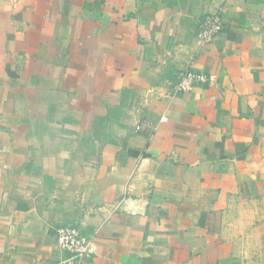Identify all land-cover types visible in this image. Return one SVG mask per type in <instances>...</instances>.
I'll return each mask as SVG.
<instances>
[{
  "label": "crops",
  "instance_id": "crops-1",
  "mask_svg": "<svg viewBox=\"0 0 264 264\" xmlns=\"http://www.w3.org/2000/svg\"><path fill=\"white\" fill-rule=\"evenodd\" d=\"M64 225L85 264H264V0H0V264Z\"/></svg>",
  "mask_w": 264,
  "mask_h": 264
},
{
  "label": "built area",
  "instance_id": "built-area-1",
  "mask_svg": "<svg viewBox=\"0 0 264 264\" xmlns=\"http://www.w3.org/2000/svg\"><path fill=\"white\" fill-rule=\"evenodd\" d=\"M222 23L218 14H207L199 22L196 39L201 44L211 43L221 32ZM213 81L212 76L193 71L184 72L176 91L190 92L195 86ZM166 122V118H162ZM136 131L140 126H136ZM117 209V207L115 208ZM56 249L64 256L58 264H85L92 254V237L84 235L76 226L64 225L55 230Z\"/></svg>",
  "mask_w": 264,
  "mask_h": 264
}]
</instances>
